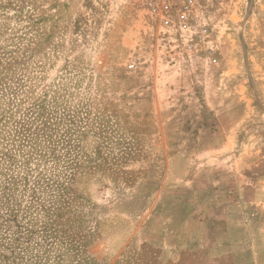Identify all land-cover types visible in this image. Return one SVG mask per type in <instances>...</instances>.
Segmentation results:
<instances>
[{"label":"rangeland","instance_id":"rangeland-1","mask_svg":"<svg viewBox=\"0 0 264 264\" xmlns=\"http://www.w3.org/2000/svg\"><path fill=\"white\" fill-rule=\"evenodd\" d=\"M140 2L0 0V264L155 262L113 201L212 152L192 109L216 86L264 106V0H204L191 29Z\"/></svg>","mask_w":264,"mask_h":264},{"label":"crops","instance_id":"crops-1","mask_svg":"<svg viewBox=\"0 0 264 264\" xmlns=\"http://www.w3.org/2000/svg\"><path fill=\"white\" fill-rule=\"evenodd\" d=\"M219 89L192 109L214 115L212 136L202 138L212 152H179L113 201L129 225L123 245L151 248V264H264V106L246 102L243 90L219 97ZM242 123L258 133L234 136Z\"/></svg>","mask_w":264,"mask_h":264},{"label":"built area","instance_id":"built-area-1","mask_svg":"<svg viewBox=\"0 0 264 264\" xmlns=\"http://www.w3.org/2000/svg\"><path fill=\"white\" fill-rule=\"evenodd\" d=\"M119 3L125 0H108ZM141 7L150 16H159L166 28L173 25L177 20L179 29H191L199 22L198 16L206 13L204 0H141Z\"/></svg>","mask_w":264,"mask_h":264}]
</instances>
